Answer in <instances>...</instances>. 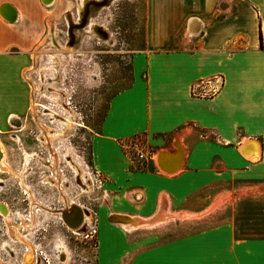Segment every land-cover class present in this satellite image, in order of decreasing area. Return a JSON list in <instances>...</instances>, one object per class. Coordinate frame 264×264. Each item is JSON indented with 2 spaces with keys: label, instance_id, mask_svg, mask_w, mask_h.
Wrapping results in <instances>:
<instances>
[{
  "label": "crops",
  "instance_id": "1",
  "mask_svg": "<svg viewBox=\"0 0 264 264\" xmlns=\"http://www.w3.org/2000/svg\"><path fill=\"white\" fill-rule=\"evenodd\" d=\"M56 3L0 0L2 135L28 112L25 72L54 26ZM144 18L145 47L132 58V84L111 98L93 137L92 168L110 208L97 238L98 264L120 259L128 244L139 255L133 264H264V237L238 235L239 221L199 219L264 190V0H145ZM214 75L223 78L219 93L193 97L192 86ZM134 141L151 162L126 148ZM214 184L222 186L211 191ZM160 212L176 216L163 226L203 229L124 237L108 226ZM140 239L158 245L137 248Z\"/></svg>",
  "mask_w": 264,
  "mask_h": 264
},
{
  "label": "rangeland",
  "instance_id": "2",
  "mask_svg": "<svg viewBox=\"0 0 264 264\" xmlns=\"http://www.w3.org/2000/svg\"><path fill=\"white\" fill-rule=\"evenodd\" d=\"M89 1L57 0L54 26L49 24L50 29L45 39L32 54V61L25 72L26 76L24 74L30 86L29 100L30 104L32 101L35 113L33 114L29 106L27 114L23 116L19 124L15 128L9 129L15 133L8 135L3 133L2 135L0 132V148L3 151L2 163H5L4 165L11 171L1 174V179L7 180V191L1 189L0 198L8 197L7 202L18 198L20 196V192L17 190L18 182H23L29 188L37 189V195L34 198L44 206L61 208L64 202L61 198L63 195L72 204L80 205L83 211L86 210L90 214L89 218L86 216L85 227L91 233L89 235L93 237V244L92 242L87 244L88 250L80 253L73 244L68 245V249L65 247L64 238L71 233H67L60 227L59 217H52L51 214L36 207V210L44 213L39 215V222L44 224L43 228L48 230L46 225L53 222L55 226L54 242L48 244L45 241V246L47 244L52 246L47 254L50 264H62L57 258L58 254L62 262H65L70 255L71 261L65 264H98L95 249L97 238L104 218L107 219L110 213V208L109 202L103 199V180L102 187L99 188L94 177L96 172L92 168L93 137L100 131L111 98L131 86L133 80L132 58L145 47V0H95L85 10V31L77 29L80 26H74L78 46L72 50L65 48L66 40L61 34L62 31H67L65 14L71 13L74 21L78 22V14L81 16ZM99 25L104 26L110 33L106 41H100L88 33L91 31L104 40L106 36L102 31L105 32V29L100 28ZM55 26L57 36L54 38L52 36ZM97 52H105L99 54L102 61L94 58V56H99ZM106 63L109 65L105 66ZM106 70L108 72H105ZM56 114L61 118L53 120V118H57ZM64 120L71 121L70 127ZM39 124L48 130L50 141L47 143L42 142V138L45 137ZM3 136L7 138L3 139ZM36 139H39L40 142L37 143ZM21 144L24 148L20 147ZM49 151L52 159V153H54L57 161H60L59 166L58 162L55 163L53 160V170L57 171L58 167L61 168L65 175L63 178H60L56 173L53 180L47 179L52 170L48 168L51 164ZM25 152L28 154L37 153L39 158L33 159L28 166L29 162L26 163L23 158ZM71 163L77 167L78 172ZM27 166L28 177L23 176V179H19L15 173L20 169L24 172ZM56 178H59L63 191L55 186ZM235 185L237 184H233V186ZM221 186L214 184L211 191H217ZM21 197L25 198L26 196L21 194ZM25 204L24 202L23 205ZM6 209V215L2 216L5 217L9 231V225L11 227L15 225L10 222L9 210L7 207ZM122 219L125 221L126 218ZM199 219L239 221L238 235L264 237V190L231 199L224 207ZM170 221L173 220L170 219ZM164 223L154 226H158L155 229H153L154 227L138 228L130 231L122 229L121 226L111 225L110 221L108 226L113 234L124 237L151 236L157 238L159 235L171 237L176 233L180 234L181 231L185 234L191 230L203 229V224H192V226L177 222L163 226ZM37 228H41V224ZM143 241L148 240L140 239L141 243L135 246L147 248L158 245L156 239L150 240L151 242L147 244H143ZM60 246L66 248L67 257L60 254ZM133 246L128 244V252L109 264H133L139 256L133 253ZM43 251L45 252V250ZM77 255L81 257H77ZM75 260L80 263H75ZM31 262L29 261L30 264H32Z\"/></svg>",
  "mask_w": 264,
  "mask_h": 264
},
{
  "label": "flooded vegetation",
  "instance_id": "3",
  "mask_svg": "<svg viewBox=\"0 0 264 264\" xmlns=\"http://www.w3.org/2000/svg\"><path fill=\"white\" fill-rule=\"evenodd\" d=\"M94 1L95 0H90L85 5V7L81 13V16H79V14L77 13L78 18H79L78 22L74 21V17H72L71 13L65 14L64 17H65V23H66L67 31L61 32L63 39L66 40L65 41V46H66L65 48L72 50L73 48L78 46V44L76 43L77 40H76V34L74 33V30H75L74 26H80L77 29H82L83 31H85V27H86V24L84 23L85 16H86L85 10H86L87 6ZM99 26H100V28L105 29V32L102 31V33L106 36V38L104 40H101L97 34L91 32V31H89L88 33L94 35L95 38L100 40V41H106L109 38L110 33L108 32V30H106V28L104 26H102V25H99ZM56 30H57V28L55 26L54 30H53V36H52L54 38L57 36V34L55 33ZM104 53L105 52H97L98 55L104 54ZM94 58H97L99 61H102V58L100 57V55L94 56ZM108 65H109V63L105 64V66H108ZM105 72H108V70H106ZM105 78H107V76H105ZM63 109H65V108H63ZM54 113H56V112H54ZM56 116H57V118H53V120L61 118L60 115L56 114ZM13 133H15V132H13ZM19 142H20V140H19ZM36 142L37 143L40 142L39 139H36ZM50 146L52 147V145H50ZM20 147L24 148L22 144L20 145ZM52 150H54L53 147H52ZM21 151H22V149H21ZM30 154H34L35 156H33L32 159H30L28 166L30 165V163L33 159L39 158V155L37 153H30ZM49 154H50V151H49ZM23 158L25 161V157H23ZM50 162H51V164L48 166V168L49 169L51 168L52 170H51L50 176H48L47 179L53 180L54 175L56 173L60 176V178L61 177L63 178V176H65V175L63 174V170H61V168L59 169V167H58L57 171L53 170V159H52L51 154H50ZM59 163H60V161L58 162V164ZM61 165H62V162H61ZM28 166L26 167V170L24 172L22 169H20L17 173H15L19 179H23V176L28 177V175H29ZM59 166H60V164H59ZM1 181H2V183H0V191H1V189H4L5 191H7V180L1 179ZM18 186H19V188L17 190L20 192L19 193L20 196L18 198L17 197L13 198L11 200V202H7L8 197H4V196L1 197L0 198V207H2V209H4V207L8 208L9 220L16 227L20 228L19 231H20V235H21V238L23 241H21V240L14 241L12 239V237L10 236L9 231H8V225L6 223L5 217L2 216L0 213V263H3V264H24L25 258H26V256H30V250H31V252H32V260H31L32 262L31 263L32 264H50V262L47 259V256H48L47 254L49 253L50 249L52 248V246H48V244H51L54 242V235H55V228H54L55 226L53 224L54 222L52 221L53 222L52 224L46 225L48 230L43 228L44 224L39 222V215H40V213L41 214H44V213H42V211L36 210V219L33 218L32 214H31V203H32V199L35 197V195H37V191H36L37 189H34L33 187L29 188L23 182H18ZM21 194H24L26 197L22 198ZM34 199H36V198H34ZM24 202L26 203L25 205H23ZM45 206H47V205H45ZM47 207H49L52 210H55L56 212L59 213L57 215H50V216H52V217L58 216L59 220H60V222H59L60 227H62L67 233H71V235H67L66 238H64L65 240L63 243H64V245L66 243L65 247L68 249V245L70 246L71 244H73L75 246V248L80 251V253L88 250L87 244L89 245V243L92 242L93 237H92V235H89L91 233H89L88 229H86V227H85L86 215H85L84 211L81 209V206L74 203L73 208L71 206L67 208L66 204L63 202V205L61 208H53L50 206H47ZM66 209H68L69 213L67 212ZM20 215L23 216L25 219L22 220L19 217ZM45 215H47V214H45ZM47 217H49V215H47ZM63 217H66L68 223H66L63 220ZM24 221H25L26 225L28 226V229H24ZM40 224H41V228H37ZM77 224H78L77 230L73 231L72 229H70V228H74ZM80 236L82 238H78ZM45 241L48 242V244L46 246H45V243H46ZM26 242H28L29 245L26 244ZM92 244H93V242H92ZM84 245H85V248H83ZM90 248H91V246H90ZM43 250H45V252ZM77 257H81V256L77 255ZM57 258L60 261V263H62V264H65V263L71 261L70 255L65 262L61 261L59 254L57 255ZM74 262L80 263L78 260H75Z\"/></svg>",
  "mask_w": 264,
  "mask_h": 264
},
{
  "label": "bare ground",
  "instance_id": "4",
  "mask_svg": "<svg viewBox=\"0 0 264 264\" xmlns=\"http://www.w3.org/2000/svg\"><path fill=\"white\" fill-rule=\"evenodd\" d=\"M87 2V1H86ZM49 24H51V23H49ZM29 106H30V108L32 109V111H33V114L35 113V111H34V107H33V104H32V101H31V104H30V100H29ZM66 109V108H65ZM53 114V113H52ZM51 114V115H52ZM65 121V120H64ZM66 122V125L68 126V127H70V125H71V121H68V120H66L65 121ZM40 125V128L43 130V132H44V137L45 138H40V140H42V142H44V143H47V142H49L50 140V137H49V135H48V130L46 129V128H44L41 124H39ZM39 140V141H40ZM52 155H53V160H54V162L55 163H57L58 161H57V157H56V155L54 154V153H52ZM33 156H35L34 154H28V153H24V157H25V161H26V163H28L29 162V160H30V158L31 157H33ZM5 163H2L1 162V164H0V170H1V172L2 173H8L10 170H9V168H7L6 167V165H4ZM71 165H72V163H71ZM73 166V165H72ZM73 167H75V169H76V171L78 172V169H77V167L76 166H73ZM54 169H55V167H54ZM11 172V171H10ZM52 182V181H51ZM55 186L57 187V188H59L60 189V191H63V188H62V186L60 185V183H59V178H56L55 179ZM62 201H64V203L66 204V206H67V208L68 207H74V204H72L70 201H68L67 199H65L64 197H63V195H62ZM36 207H38V208H40L41 210H43L44 212H46V213H49V214H51V215H57V214H59L58 212H56L55 210H52V209H50V208H48V207H46V206H44V205H42V204H40L37 200H35L34 198L32 199V204H31V214H32V217L33 218H35L36 219V213H35V211H36ZM67 210V212H68V209H66ZM83 210V209H82ZM0 213H1V215H6V213H7V209H6V207H4V209H2V207H0ZM69 213V212H68ZM84 213H85V215L89 218V216H90V214L86 211V210H84ZM71 214V213H70ZM179 216H181V217H185V215L184 214H181V215H179ZM22 220H24L25 218L23 217V216H19ZM176 216H173V215H171L170 213H164V212H160L159 214H157L156 216H154L153 218H151V219H145V220H142V219H138V220H136V219H134V218H130V217H123V218H126L125 219V221L124 222H122V223H120V225L125 229V230H127V231H130V230H133V229H138V228H153L154 226H156V225H158V224H161L162 222L164 223L165 221H167V220H170V219H173V218H175ZM75 218V217H74ZM64 220V219H63ZM24 229H28V226L26 225V223H25V221H24ZM70 229H72V230H76L75 228H70ZM20 228L19 227H16V226H10L9 225V234L11 235V237L14 239V240H21V241H23L22 240V238H21V235H20ZM26 244H28V242H26ZM29 245V244H28ZM31 248V247H30ZM29 248V249H30ZM59 249H60V254H62V256L63 257H67V250H66V248L64 247V246H60L59 247ZM32 260V252H31V250H30V256H26V258H25V262H24V264H30L29 263V261H31ZM0 264H3V263H0Z\"/></svg>",
  "mask_w": 264,
  "mask_h": 264
},
{
  "label": "built area",
  "instance_id": "5",
  "mask_svg": "<svg viewBox=\"0 0 264 264\" xmlns=\"http://www.w3.org/2000/svg\"><path fill=\"white\" fill-rule=\"evenodd\" d=\"M223 84V78L220 75H214L207 79H203L199 81L197 84L192 86L191 92L193 97L202 98V99H209L216 96ZM140 144L137 141H134L133 144L128 145L126 148L132 150L135 155L134 157L143 164L147 162H151L152 155L147 154L145 151L139 148ZM97 180V185L99 188L102 187V179L101 176L96 173L94 176Z\"/></svg>",
  "mask_w": 264,
  "mask_h": 264
},
{
  "label": "water",
  "instance_id": "6",
  "mask_svg": "<svg viewBox=\"0 0 264 264\" xmlns=\"http://www.w3.org/2000/svg\"><path fill=\"white\" fill-rule=\"evenodd\" d=\"M53 1H54V0H42V3H43L45 6H51L52 3H53ZM7 9H8V8H7ZM15 19H16V14H15L14 10L12 9L11 14H10V17H9L8 20H10V21H14ZM81 212H82V211H81ZM122 218H123V217H122ZM63 219H64V221H65L66 223H68L66 217H63ZM121 221H124V220H123V219H120V220H117L115 223H117V224L122 223ZM74 228L77 229V228H78V224H77Z\"/></svg>",
  "mask_w": 264,
  "mask_h": 264
},
{
  "label": "trees",
  "instance_id": "7",
  "mask_svg": "<svg viewBox=\"0 0 264 264\" xmlns=\"http://www.w3.org/2000/svg\"><path fill=\"white\" fill-rule=\"evenodd\" d=\"M259 38H260V43H261V45H262V32H261V30H260V32H259Z\"/></svg>",
  "mask_w": 264,
  "mask_h": 264
}]
</instances>
